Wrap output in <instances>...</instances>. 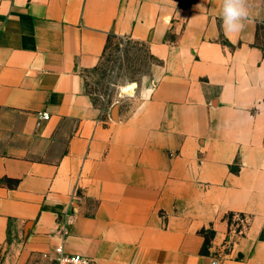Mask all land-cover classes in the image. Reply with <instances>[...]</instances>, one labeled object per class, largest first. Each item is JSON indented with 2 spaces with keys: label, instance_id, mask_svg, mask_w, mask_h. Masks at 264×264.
<instances>
[{
  "label": "crops",
  "instance_id": "obj_1",
  "mask_svg": "<svg viewBox=\"0 0 264 264\" xmlns=\"http://www.w3.org/2000/svg\"><path fill=\"white\" fill-rule=\"evenodd\" d=\"M185 1L0 0V264H264V0ZM115 38L160 62L128 113L84 88Z\"/></svg>",
  "mask_w": 264,
  "mask_h": 264
},
{
  "label": "rangeland",
  "instance_id": "obj_2",
  "mask_svg": "<svg viewBox=\"0 0 264 264\" xmlns=\"http://www.w3.org/2000/svg\"><path fill=\"white\" fill-rule=\"evenodd\" d=\"M255 44L264 51V22L258 27ZM159 64L146 44L115 38L111 40L100 65L85 73L84 88L93 95L97 105L107 110L120 102L123 112L128 113L136 101L138 89L157 83L155 68ZM132 84L135 85L133 92L123 93V89ZM229 219L235 236L245 234L249 218L235 215ZM240 230L242 233H238ZM261 237H264V232Z\"/></svg>",
  "mask_w": 264,
  "mask_h": 264
},
{
  "label": "clouds",
  "instance_id": "obj_3",
  "mask_svg": "<svg viewBox=\"0 0 264 264\" xmlns=\"http://www.w3.org/2000/svg\"><path fill=\"white\" fill-rule=\"evenodd\" d=\"M251 17L250 0H222L221 26L225 34L241 32Z\"/></svg>",
  "mask_w": 264,
  "mask_h": 264
},
{
  "label": "built area",
  "instance_id": "obj_4",
  "mask_svg": "<svg viewBox=\"0 0 264 264\" xmlns=\"http://www.w3.org/2000/svg\"><path fill=\"white\" fill-rule=\"evenodd\" d=\"M40 120H48L49 115L47 113L40 114ZM70 216L64 215V218L68 222ZM238 233H242L240 230ZM223 264L219 257H212L208 264ZM34 264H92L89 257L81 254L70 253L66 251L64 241L56 246L52 251L42 253L36 260Z\"/></svg>",
  "mask_w": 264,
  "mask_h": 264
},
{
  "label": "trees",
  "instance_id": "obj_5",
  "mask_svg": "<svg viewBox=\"0 0 264 264\" xmlns=\"http://www.w3.org/2000/svg\"><path fill=\"white\" fill-rule=\"evenodd\" d=\"M178 2H179V4L181 5V6H185V0H177ZM6 182H7V184H9L10 186H12L14 183H16L15 181H13V180H6ZM234 215L233 214H231V215H229V218L230 217H233ZM262 239H264V237H262ZM208 242H209V237L207 236L206 237V244L208 245Z\"/></svg>",
  "mask_w": 264,
  "mask_h": 264
},
{
  "label": "bare ground",
  "instance_id": "obj_6",
  "mask_svg": "<svg viewBox=\"0 0 264 264\" xmlns=\"http://www.w3.org/2000/svg\"><path fill=\"white\" fill-rule=\"evenodd\" d=\"M134 88H135V85L134 84H132V85H130V86H127L126 88H124L123 89V93H132L133 92V90H134Z\"/></svg>",
  "mask_w": 264,
  "mask_h": 264
}]
</instances>
